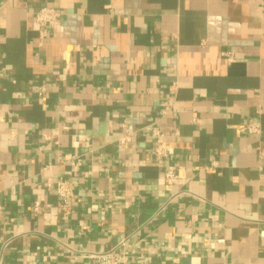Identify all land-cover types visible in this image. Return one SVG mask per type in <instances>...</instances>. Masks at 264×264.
<instances>
[{
    "label": "crops",
    "instance_id": "1",
    "mask_svg": "<svg viewBox=\"0 0 264 264\" xmlns=\"http://www.w3.org/2000/svg\"><path fill=\"white\" fill-rule=\"evenodd\" d=\"M123 241L119 264H264V0H0V264Z\"/></svg>",
    "mask_w": 264,
    "mask_h": 264
},
{
    "label": "built area",
    "instance_id": "2",
    "mask_svg": "<svg viewBox=\"0 0 264 264\" xmlns=\"http://www.w3.org/2000/svg\"><path fill=\"white\" fill-rule=\"evenodd\" d=\"M35 21L40 29L41 34L50 33L58 29L60 24V14L51 8H43L36 13ZM44 94L45 91L43 90L41 92V95ZM122 128L124 129L125 132L123 137L121 138V143L123 144V143H127L130 140L131 135L126 131L125 126H123ZM239 130L241 132L249 133V134L259 133V128L255 126L252 127L241 126L239 127ZM156 136L161 138L159 133H156ZM159 143L160 142H158V144ZM156 155L158 157L164 156V151L161 148L160 144L156 149ZM166 179L170 183H174V181L176 180L175 174L171 169L167 171ZM56 192L66 208L73 195L71 185L68 182L59 181L56 185ZM125 247H126V242L123 241L112 251L102 254H92L89 256V258L91 259L93 264H119L122 260H124V257H122L119 251L120 250L124 251L123 249Z\"/></svg>",
    "mask_w": 264,
    "mask_h": 264
}]
</instances>
